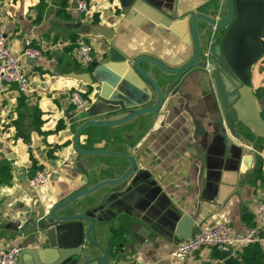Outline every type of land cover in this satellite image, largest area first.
<instances>
[{"label": "crops", "instance_id": "1", "mask_svg": "<svg viewBox=\"0 0 264 264\" xmlns=\"http://www.w3.org/2000/svg\"><path fill=\"white\" fill-rule=\"evenodd\" d=\"M78 1L0 0V25L10 48L20 52L29 38L41 51L40 57L22 62L31 84L29 93H20L14 84L0 88V180L5 179L0 182V247L18 244L10 231L22 227L21 216L33 199L59 201L71 189L116 178L129 166L120 157L80 155L74 150L72 138L83 112L70 105L69 93L80 90L92 100L89 109L93 116L102 117L106 109L103 113L99 109L105 105L96 94L102 81L113 82L111 64L104 63L107 56L145 54L167 65L184 62L193 48L188 16L194 11L208 13L216 0H144L158 6L168 24L141 19L134 10L125 12L118 0H86L90 10L80 13ZM87 23L114 29L112 41L73 30ZM197 25L201 33L204 23L198 21ZM81 38L93 46L95 66L77 61L74 53ZM201 44L204 48L202 35ZM263 63L264 56L256 63L251 82L264 119ZM142 66L163 88L173 79L147 63ZM212 84L211 73L195 67L166 94L156 114L141 115L114 127H88L80 133L82 148L91 149L95 144L125 153L137 166L138 178L129 180L122 189L134 186L127 192L134 197L131 218L110 208L105 203L107 197L101 199L111 186L87 197L90 203L82 209L96 220L91 236L106 250L107 264H222L228 256L221 257L216 248L201 249L185 262H176L171 252L183 236H193L194 226L200 230L226 223L232 233L243 234L256 223V201H264V139L240 123L234 126V136ZM117 95L114 92L111 98ZM20 96L25 97L29 111L19 126H34L32 108L39 111V130L29 128L27 141L15 127ZM237 135L245 138V143ZM37 169L49 171L51 179L46 186L32 190L27 179ZM183 215L192 221L184 223L182 232L176 234L178 218ZM132 223L134 230L130 231ZM150 224L156 230L139 241V233L150 229ZM260 236L264 249V229ZM88 254L99 256L100 252L89 246Z\"/></svg>", "mask_w": 264, "mask_h": 264}, {"label": "water", "instance_id": "2", "mask_svg": "<svg viewBox=\"0 0 264 264\" xmlns=\"http://www.w3.org/2000/svg\"><path fill=\"white\" fill-rule=\"evenodd\" d=\"M125 12L132 10L138 17L147 18L155 23L168 24L158 6H152L144 0H118ZM204 13L194 11L188 16L192 36V53L184 62L167 65L160 59L138 54L130 58L123 55H108L105 64L110 63L113 82L102 81L100 91L96 94L105 105L99 109L100 118L93 116L91 108L78 116L80 124L76 127L72 146L80 155H111L126 159L128 168L116 178L103 179L90 186H79L70 190L59 201L50 199L41 201L33 199L29 210L21 216L22 227H13L10 234L18 239L20 252L17 264H107L106 250L91 236L96 220L83 212V207L90 202L86 198L104 186L111 189L101 195L107 197L110 208L131 218L134 197L127 195L134 186L125 187L136 175L137 166L134 158L128 154L107 150L93 144L91 149L80 146V133L88 127H114L125 124L132 119L156 114L161 108L165 96L179 82L180 78L195 67L207 69L212 75L214 96L224 112V118L230 131L234 133L236 123L242 124L250 132L264 139V119L261 114L262 104L252 89V73L256 63L264 56V0H216ZM198 21L204 23L202 32ZM77 33L101 35L108 42L112 41L114 29L98 23L80 24L73 28ZM204 37V48L201 44ZM96 61L90 63L95 66ZM142 63H147L161 73L173 79L161 87L156 78ZM259 71L262 66H259ZM117 92V98L111 94ZM236 133H234V136ZM241 141L242 136H236ZM85 139L90 140L88 135ZM245 143V142H244ZM244 150V148H242ZM84 169V168H83ZM85 170V169H84ZM144 193L143 195L146 197ZM146 200V199H145ZM106 201V200H105ZM87 203V204H86ZM100 203V202H98ZM96 206V204H93ZM103 214V211H100ZM188 216H179L176 234L182 232V226L192 221ZM134 223L130 231L134 230ZM144 228L139 241H145L151 234L152 224ZM199 230L194 226L192 235ZM183 236L182 239H189ZM182 240V241H183ZM89 246L99 250V256H89ZM231 250H222L221 257L232 255Z\"/></svg>", "mask_w": 264, "mask_h": 264}, {"label": "built area", "instance_id": "3", "mask_svg": "<svg viewBox=\"0 0 264 264\" xmlns=\"http://www.w3.org/2000/svg\"><path fill=\"white\" fill-rule=\"evenodd\" d=\"M77 10L80 13H87L90 5L86 0H79ZM93 46L81 38L78 40L75 49V57L81 64L89 65L94 61ZM41 51L31 45V40L25 38L24 47L20 52H14L8 45L7 35L3 25H0V88L8 84H14L20 93L26 94L31 91L29 78L22 66L26 58H38ZM264 66V63H263ZM69 103L77 112L87 111L92 100L88 96L74 89L69 93ZM51 179V173L46 169H37L27 179L28 188L35 190L46 186ZM257 216L256 223L248 228L243 234H234L231 227L226 223H218L208 229H200L189 239L176 244L171 252V257L176 262H185L194 254L204 248H216L220 251L231 250L232 253L240 251L245 245L262 240L261 230L264 229V201L258 199L255 204ZM17 245L0 247V264H16L20 252ZM138 264H153L152 261H142Z\"/></svg>", "mask_w": 264, "mask_h": 264}, {"label": "trees", "instance_id": "4", "mask_svg": "<svg viewBox=\"0 0 264 264\" xmlns=\"http://www.w3.org/2000/svg\"><path fill=\"white\" fill-rule=\"evenodd\" d=\"M18 113L15 123L17 124L16 131L18 135L22 136L26 141L29 138V128L33 127L39 130L40 119L36 118L39 115L37 108H32L31 115L33 116L32 125L34 126H19V122L27 116L29 111L24 96H20L16 107ZM7 171L5 167L2 168ZM5 179H1L0 182ZM264 249L259 242H252L245 245L240 251L234 256L225 257L222 264H263Z\"/></svg>", "mask_w": 264, "mask_h": 264}]
</instances>
